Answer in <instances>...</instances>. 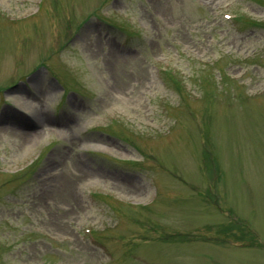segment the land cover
Instances as JSON below:
<instances>
[{
    "label": "rangeland",
    "instance_id": "1",
    "mask_svg": "<svg viewBox=\"0 0 264 264\" xmlns=\"http://www.w3.org/2000/svg\"><path fill=\"white\" fill-rule=\"evenodd\" d=\"M0 264H264V2L0 0Z\"/></svg>",
    "mask_w": 264,
    "mask_h": 264
},
{
    "label": "bare ground",
    "instance_id": "2",
    "mask_svg": "<svg viewBox=\"0 0 264 264\" xmlns=\"http://www.w3.org/2000/svg\"><path fill=\"white\" fill-rule=\"evenodd\" d=\"M39 118L35 117V122H39ZM22 138L27 137V135H21ZM47 183L49 182V180L46 181Z\"/></svg>",
    "mask_w": 264,
    "mask_h": 264
}]
</instances>
